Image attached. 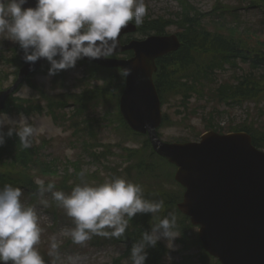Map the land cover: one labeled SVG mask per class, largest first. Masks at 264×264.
Wrapping results in <instances>:
<instances>
[{
	"label": "rangeland",
	"instance_id": "1",
	"mask_svg": "<svg viewBox=\"0 0 264 264\" xmlns=\"http://www.w3.org/2000/svg\"><path fill=\"white\" fill-rule=\"evenodd\" d=\"M251 0H144L147 6V14L144 17L143 28L147 31V22L150 21H173L177 22L184 8L197 13L200 18L207 17L209 14L217 13L216 10H232L234 14L226 17L228 23L236 21L238 31L241 28L250 31L253 35L251 40L258 44H264V9L250 7ZM216 8V9H215ZM134 23V21H130ZM140 25V26H142ZM209 26L212 28L213 23ZM220 28V26H218ZM137 33L134 38L143 39L147 32ZM148 34H154L149 31ZM176 24L164 28L162 34L179 35ZM241 33V32H240ZM250 34L244 35L249 37ZM0 76L8 75L9 78L4 82L3 88L9 87L15 76L13 66L7 63L12 56H18L22 59L24 53L17 44L11 40L4 39L0 36ZM23 61V59H22ZM24 62V61H23ZM47 64L32 78L23 83L30 87V97L25 101L26 108L33 111L30 113L23 112L26 116L31 117L30 123L36 129V133L32 137V146L39 147L40 155L45 163V171L37 168L31 172L33 179H44L45 183L52 182L55 184V190H59L58 185L66 181L73 175L74 167L72 163H78L81 172L88 176L82 178L86 183L93 186L102 184L106 180L112 178H123L125 169L129 167L128 159L123 153V149H139L144 140L135 137L125 131L118 122L115 113H118V106L112 104H98L87 107L80 114H74L72 118L71 106L65 108H54L53 113L47 108L46 102L42 99L45 94L52 97L56 102L58 99L74 95L79 96L84 91L91 90L95 86H102V82L89 80L88 75L90 68L87 63L77 62L74 69L61 71L59 74L48 77ZM88 73V74H87ZM113 74L114 93L112 97L120 96L119 78ZM109 76L110 74H106ZM218 81H222L231 76V72L218 73ZM122 81V79H121ZM113 84L109 88L113 89ZM16 98H19L15 94ZM20 99V98H19ZM118 100V98H117ZM71 105V103H70ZM117 105V103H116ZM163 113L167 116V122L158 131L160 139L175 142H198L199 136L213 131L218 134L231 133L233 129H239L244 125L253 124L258 128L261 134H264V102L255 106L254 103L244 102L243 104L233 103L231 106L218 105L216 103H207L205 100L193 98L185 108H182L178 101L170 99L162 108ZM10 118L17 119L18 113L14 111L6 112ZM78 125V128H76ZM7 131V128H5ZM242 130V128H240ZM94 135L91 136V133ZM102 145L105 149V157L101 159H91L83 151L84 141L89 140ZM90 144V143H89ZM91 145V144H90ZM102 148L97 149V153ZM93 152V151H92ZM52 173H48L47 166L54 168ZM171 178L164 176L161 172L153 179L148 176H142L139 181L141 186L147 187L154 191L155 188L161 187L162 191L170 192L171 196H180L183 190L173 181L175 169L168 167ZM68 169V172L66 171ZM92 176L93 178H91ZM131 180L136 179V172H130ZM90 177V178H89ZM72 179V178H71ZM35 192L22 190L21 201L26 206H36L39 224L42 228L41 242L37 245L40 254L45 260V264H50V257L47 255L51 237L56 236L59 245L58 251L60 260L57 264H130L128 258H123L126 251L125 244L118 242L116 238H104L93 236L85 245H76L72 243L67 230L74 227V224L62 208H58L59 218H55L48 212V207H44L39 203V199L35 201ZM49 204L53 202L50 194H46ZM163 218V217H162ZM181 237L175 241L176 250L170 251L166 247L165 241H160L166 249V254L161 264H216V260L209 258L202 252L201 243L197 239V229L191 227L189 229L180 230Z\"/></svg>",
	"mask_w": 264,
	"mask_h": 264
},
{
	"label": "clouds",
	"instance_id": "2",
	"mask_svg": "<svg viewBox=\"0 0 264 264\" xmlns=\"http://www.w3.org/2000/svg\"><path fill=\"white\" fill-rule=\"evenodd\" d=\"M27 2L0 0V36L23 50L26 64L46 60L50 65L49 78L74 69L82 59L104 58L116 48L121 29L130 21L142 25L147 14L144 0H36L34 8H25ZM30 93V87L24 84L16 95L26 100ZM30 119L23 112L12 119L0 111V147L6 138L15 135L24 149L30 148L36 133ZM79 175L83 177L84 173ZM34 183L40 204L48 207L46 194H50L71 218L74 227L67 234L73 244L83 246L93 236L120 239L137 214H151V221L155 222L150 231L142 232L131 246L132 264H146L147 250L160 241H165L170 251L176 250L175 241L182 235L176 216L169 213L160 218L164 201L146 199L139 184L112 178L95 186L77 184L65 193L55 190V184H46L44 179L37 178ZM21 196L18 187L5 184L0 188V264H45L37 247L43 231L37 208L26 206ZM58 248L56 236L51 237L47 252L50 264L60 260Z\"/></svg>",
	"mask_w": 264,
	"mask_h": 264
},
{
	"label": "trees",
	"instance_id": "3",
	"mask_svg": "<svg viewBox=\"0 0 264 264\" xmlns=\"http://www.w3.org/2000/svg\"><path fill=\"white\" fill-rule=\"evenodd\" d=\"M264 9V0H251L250 7ZM216 9V8H215ZM185 12L177 22L173 21H150L147 22V31L143 28L144 25L138 26V32L155 34L162 33L164 28L170 24H176L179 32L181 48L170 55L160 58L157 62V73L153 77L157 93H159L161 104L164 106L170 99H175L182 108H185L193 98L205 100V102L216 103L218 105L231 106L235 104H243L244 102L254 103L255 106L264 102V44H258L251 40L253 35L250 31L238 27V23H228L226 17L232 16L234 11L225 10L222 8L217 13L209 14L203 19L200 15L193 13L191 9L184 8ZM213 23L212 28L209 26ZM220 26V28H218ZM250 34L249 37L244 35ZM7 63H10L14 68L11 75H16L17 70L24 63L18 56H12ZM82 63V62H81ZM90 73L87 76L90 80L102 82V86H95L91 90L84 91L79 96L70 95L67 99H58L56 102L48 95H42V99L46 102L47 108L53 113L54 108H72V118L74 114H80L87 107H92L98 104H112L116 106L117 97H112L114 93L113 77L115 73L119 78V86L122 89L123 77L122 73L117 70L100 69L93 64H87ZM231 72V76L222 81H218V73ZM88 74V73H87ZM106 74H110L107 76ZM9 76H0V90L3 89L4 82ZM122 79V81H121ZM30 79L27 80V82ZM113 84V89L109 85ZM120 89V90H121ZM25 101L16 97H10L6 110L17 113H30L33 110L26 108ZM119 124L125 131L135 137L140 138L142 135H136L126 127L122 118L118 113H115ZM163 123L166 124L167 116L163 114ZM161 126V127H162ZM78 128V125H76ZM242 128V130H240ZM235 131L247 132L252 136V143L255 147L264 149V134L258 131L253 124L244 125ZM234 130V129H233ZM6 132V130H5ZM94 132L91 133V136ZM143 137V136H142ZM89 140L84 141L83 151L91 159L98 160L105 157V151L108 146L104 147L98 143ZM143 144L139 149H123V153L128 159L129 167L125 169V176L132 183L139 184L142 176H148L151 179L155 178L160 172L163 175L164 170H168L164 176L171 178L172 174L169 171L170 165L165 160L159 158L151 151L148 140L143 137ZM91 145H90V144ZM98 148H102L101 152H96ZM93 151V152H92ZM47 166L48 173L51 174L55 169ZM74 167L73 175L68 180L63 181L58 185L59 190L65 193H70L72 188L77 184L86 183L81 177V167L78 163H72ZM39 168L45 171V163L40 155L39 147H30L24 149L18 140V137L13 135L11 138H6L5 144L0 147V188L5 184H10L13 187L23 188L25 191L35 192V201L38 199L37 188L34 183L31 172ZM68 172V169L66 170ZM130 172H136V179L131 180ZM93 178L92 176H90ZM89 177V178H90ZM72 178V179H71ZM48 183V182H47ZM46 183V184H47ZM143 194L149 200H163L165 207L159 214L160 218L172 213L177 218L178 230L189 229L192 226L189 220L180 214L176 209V204L181 200L180 192L177 195H170V192L162 191L161 187H157L151 192L147 187L141 186ZM58 206L55 201L49 204L48 212L55 218H59ZM151 214H137L129 223L125 236L117 239L127 247L125 256L130 258V249L132 244L141 238L144 231H150ZM148 259L146 264H161L162 259L166 254V249L160 243L155 248H149ZM132 264L131 259H129ZM218 264V263H216Z\"/></svg>",
	"mask_w": 264,
	"mask_h": 264
},
{
	"label": "water",
	"instance_id": "4",
	"mask_svg": "<svg viewBox=\"0 0 264 264\" xmlns=\"http://www.w3.org/2000/svg\"><path fill=\"white\" fill-rule=\"evenodd\" d=\"M35 5L36 0H28L24 7ZM136 28L130 23L122 28L116 48L104 58L81 61L123 71L120 115L127 127L146 135L153 152L176 167L174 181L185 190L177 209L199 228L204 251L220 264H264V152L253 147L251 136L240 132L218 135L210 131L200 136L199 142L160 140L157 131L162 109L153 81L155 63L181 45L174 34L150 35L121 45V37L135 33ZM126 51L133 56L107 58ZM45 62L41 59L20 68L15 82L0 91V111L9 95Z\"/></svg>",
	"mask_w": 264,
	"mask_h": 264
}]
</instances>
